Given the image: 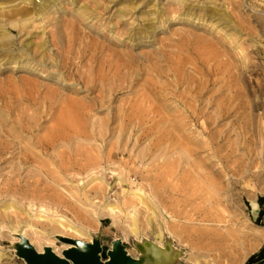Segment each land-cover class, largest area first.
<instances>
[{
	"label": "rangeland",
	"instance_id": "374dc122",
	"mask_svg": "<svg viewBox=\"0 0 264 264\" xmlns=\"http://www.w3.org/2000/svg\"><path fill=\"white\" fill-rule=\"evenodd\" d=\"M4 144L0 188L20 185L0 190V264H26L23 241L63 250L56 230L101 261L160 242L181 264L206 258L178 232L223 235L245 264L264 246V0H0Z\"/></svg>",
	"mask_w": 264,
	"mask_h": 264
},
{
	"label": "bare ground",
	"instance_id": "6f19581e",
	"mask_svg": "<svg viewBox=\"0 0 264 264\" xmlns=\"http://www.w3.org/2000/svg\"><path fill=\"white\" fill-rule=\"evenodd\" d=\"M43 2V1H42ZM20 13V15H22V12H18V14ZM159 68V67H158ZM127 69V68H126ZM159 71V70H158ZM157 72V71H156ZM180 81V80H179ZM189 84V83H188ZM207 85V84H206ZM51 96V95H49ZM157 96V94H156ZM3 97V96H1ZM50 98V97H49ZM46 99V98H45ZM154 99V98H153ZM200 99V98H199ZM193 100V99H192ZM180 101V99H179ZM203 103V102H202ZM153 107V106H152ZM185 108V107H184ZM69 110V109H68ZM67 110V111H68ZM70 112V111H69ZM149 112V111H148ZM193 112V111H192ZM204 112V111H203ZM152 113V112H151ZM131 114V113H130ZM133 114V113H132ZM131 114V115H132ZM150 114V113H149ZM177 114V113H176ZM194 114V113H192ZM192 114H190V116L192 117ZM63 117L60 121L57 122V126L55 127L56 129H53L51 131V134L46 137L44 140L41 139L40 141H38L39 146L42 150H47L49 147H51L54 142H59L61 139V136L64 135L63 134V126H64V120L65 119V113L63 112ZM67 115V114H66ZM71 115V114H70ZM68 116V115H67ZM150 116V115H149ZM127 117V116H126ZM197 117V116H196ZM68 119V118H67ZM71 119V118H70ZM132 120V119H131ZM140 120V119H139ZM129 121V120H127ZM143 121V120H142ZM196 121V119H195ZM198 121V120H197ZM6 122V121H5ZM144 122V121H143ZM20 124V123H19ZM31 125V124H30ZM183 127V126H182ZM22 128V127H21ZM28 129V128H26ZM16 130V129H15ZM24 130L25 128L23 127L22 129H20V132ZM19 131V130H18ZM184 132V131H183ZM16 133V132H15ZM145 133V132H144ZM7 134V133H6ZM18 137V136H17ZM192 140V139H191ZM194 142V141H193ZM189 144V143H188ZM30 145V144H29ZM32 145V144H31ZM15 147V146H14ZM27 147V146H26ZM30 147V146H28ZM184 147V145H183ZM19 148V147H18ZM186 148V147H185ZM10 147L7 144H4L3 146L0 147V155H4L7 152H9ZM30 148H24L23 149V154H22V159L21 161L23 162V164H25V166H29L32 164V162H34L35 160V156L34 154H27V152H29ZM163 150V149H162ZM167 150V149H166ZM195 151V150H194ZM192 152V151H191ZM22 153V152H21ZM31 153V152H30ZM154 158V156H153ZM97 163V159L96 158H89L86 160V164L84 166L85 167H94ZM76 166V165H75ZM181 166V165H180ZM189 166V165H188ZM80 167V166H79ZM187 167V166H186ZM83 168V167H81ZM180 169V168H179ZM188 171V170H187ZM189 172V171H188ZM19 173V172H18ZM186 173V172H185ZM218 175L217 177L222 178V175H220V171L216 172ZM18 176V174H15ZM21 175V174H20ZM28 177L25 178L24 183H23V187H26L27 190L24 192L26 197H29L30 193L31 195H33L34 191L30 190L28 188H30L31 186H33L34 181H30L29 179L31 178L29 175H27ZM19 177V176H18ZM220 178V179H221ZM219 179V178H218ZM180 180V179H179ZM182 180V179H181ZM189 180V179H188ZM121 181V180H120ZM153 182V181H152ZM183 182V181H182ZM181 182V183H182ZM220 182V181H219ZM219 182L218 185L219 186ZM20 184L19 182H17V180H15L14 177L12 178H8L7 182L3 183V187L0 188V190H3V192H10V189L14 186V187H18ZM182 185V184H181ZM12 186V187H11ZM108 187H105V192L108 190ZM16 189V188H15ZM107 189V190H106ZM25 190V189H24ZM178 190V189H177ZM182 190V188H181ZM16 191V190H15ZM1 192V191H0ZM4 192V193H5ZM104 192V196L103 199L107 200L106 193ZM7 194V193H6ZM87 195V194H86ZM23 197V195H21ZM88 196V195H87ZM204 196V195H203ZM102 197V196H101ZM163 197V196H162ZM179 197V196H178ZM193 197V196H192ZM202 197V196H201ZM200 197V198H201ZM96 198V197H95ZM183 198V197H182ZM184 198L187 199V197L185 196ZM195 198V197H194ZM206 198H212V200H214L216 203H220V200L217 198V195L213 194V193H209L208 197L205 196L203 197V201H206ZM91 200V197L89 198ZM29 200V199H28ZM101 200V198H100ZM208 200V199H207ZM211 200V199H210ZM92 201V200H91ZM183 201V200H182ZM184 203V201H183ZM110 206H107V208H103V210L101 212H96V218H100L99 216L104 215V216H108L110 217L112 220H115L116 217V212L117 210H115V208L113 206H111V204H108ZM199 207V206H198ZM192 210V209H191ZM196 214L201 215L202 218H207V213H208V209L200 207V208H196L194 210ZM254 211H256V206L254 208ZM118 213V212H117ZM118 216V215H117ZM206 220V219H205ZM61 222V221H58ZM66 228V227H65ZM67 229V228H66ZM183 230V229H182ZM181 230V231H182ZM68 231V230H67ZM56 234L62 236L65 239H69L64 235V232L61 230H56L55 231ZM78 233V232H77ZM203 233V232H202ZM214 233V232H213ZM134 234L137 235V231L134 229ZM178 237H179V242H187V245L190 247H193L195 250H197V252H199L198 254L204 256V258H206L205 260H198L196 257L193 258H188L187 259V263L188 264H222L223 261L225 260H230L231 259V264H239V260L241 259L240 256L241 254H239V247H240V243L237 242V240L233 241L228 237H224L223 235H216V234H211V235H201V234H197V235H193L191 232L188 231H182V232H178L177 233ZM176 236V234H175ZM70 240L73 241H80L79 239H72L70 238ZM232 241V242H231ZM82 242V241H81ZM66 245V247L59 251V250H52L50 244L44 246L42 249L36 250L37 253L42 254L44 253L46 248H49L51 250V252L56 255L59 258H64L65 259V255L64 252H70V255L72 257H74V261H71V264H105L107 263L108 260L105 261H99L97 259V255H98V249H99V245L91 242L89 244H84V246L81 248L78 246V244L73 243V242H68L65 240L64 242ZM159 244H157V246H153L150 243H145L142 244L140 246V248L142 249L143 252H160L162 255H165L166 258L170 257V250L168 246H164L162 245V243L158 242ZM29 243H26V245ZM181 247V246H180ZM112 249V248H111ZM195 252V251H194ZM182 254V253H181ZM190 255V254H189ZM109 259V258H108ZM244 259V258H243Z\"/></svg>",
	"mask_w": 264,
	"mask_h": 264
},
{
	"label": "crops",
	"instance_id": "0c3cea01",
	"mask_svg": "<svg viewBox=\"0 0 264 264\" xmlns=\"http://www.w3.org/2000/svg\"><path fill=\"white\" fill-rule=\"evenodd\" d=\"M153 246H157V245H153ZM164 246L169 247L170 250L169 258H166L165 255H162L160 252H143L139 246L136 247L137 249L136 254H133L127 251V249L122 246V248L116 251H114L113 249L109 250L113 253L110 256L109 253L107 252L106 260L111 261V264H181L180 263L181 257L179 251H177V249L169 245H164Z\"/></svg>",
	"mask_w": 264,
	"mask_h": 264
},
{
	"label": "water",
	"instance_id": "95a60500",
	"mask_svg": "<svg viewBox=\"0 0 264 264\" xmlns=\"http://www.w3.org/2000/svg\"><path fill=\"white\" fill-rule=\"evenodd\" d=\"M68 242H73L77 244V241H73L70 239H66ZM81 242V241H80ZM27 241H23V246L20 250L21 256L25 259L26 264H71V261H74V257L70 255V252H64L65 259L64 258H59L56 255H54L49 248H46L44 253L39 254L37 253L29 244H27ZM82 244H89L85 242H81ZM96 243V242H94ZM97 244V243H96ZM99 245V244H98ZM141 245H139L140 247ZM122 248L120 245H114L113 250L116 251L118 249ZM100 252H101V247L99 246L98 249V255L97 259L100 260ZM109 255L111 256L113 252L109 251ZM105 264H111V261H107Z\"/></svg>",
	"mask_w": 264,
	"mask_h": 264
},
{
	"label": "trees",
	"instance_id": "16d2710c",
	"mask_svg": "<svg viewBox=\"0 0 264 264\" xmlns=\"http://www.w3.org/2000/svg\"><path fill=\"white\" fill-rule=\"evenodd\" d=\"M258 204L262 207L259 212V218L264 215V196L259 197ZM262 264L264 263V246L260 248V250L253 255H251L245 264Z\"/></svg>",
	"mask_w": 264,
	"mask_h": 264
},
{
	"label": "clouds",
	"instance_id": "9594fccd",
	"mask_svg": "<svg viewBox=\"0 0 264 264\" xmlns=\"http://www.w3.org/2000/svg\"><path fill=\"white\" fill-rule=\"evenodd\" d=\"M77 244H78V246L81 247V248L84 246V244H82L80 241H77Z\"/></svg>",
	"mask_w": 264,
	"mask_h": 264
}]
</instances>
